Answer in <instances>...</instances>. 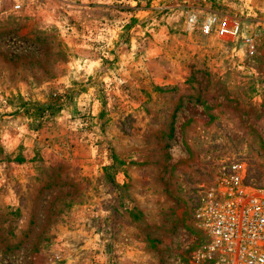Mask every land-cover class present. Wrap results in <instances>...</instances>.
I'll return each mask as SVG.
<instances>
[{"label": "rangeland", "instance_id": "1", "mask_svg": "<svg viewBox=\"0 0 264 264\" xmlns=\"http://www.w3.org/2000/svg\"><path fill=\"white\" fill-rule=\"evenodd\" d=\"M230 162L264 188V0H0V264H216Z\"/></svg>", "mask_w": 264, "mask_h": 264}, {"label": "built area", "instance_id": "2", "mask_svg": "<svg viewBox=\"0 0 264 264\" xmlns=\"http://www.w3.org/2000/svg\"><path fill=\"white\" fill-rule=\"evenodd\" d=\"M202 31L208 36L236 39L242 22L211 16L202 24ZM194 221L208 239L198 258L216 264H264V188L247 182L243 164H221L215 182L201 195Z\"/></svg>", "mask_w": 264, "mask_h": 264}]
</instances>
